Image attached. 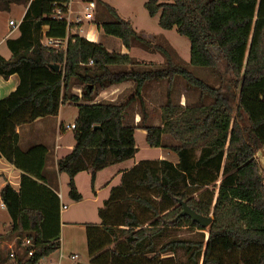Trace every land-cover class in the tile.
<instances>
[{"label":"trees","instance_id":"16d2710c","mask_svg":"<svg viewBox=\"0 0 264 264\" xmlns=\"http://www.w3.org/2000/svg\"><path fill=\"white\" fill-rule=\"evenodd\" d=\"M14 3L23 0H0V8L8 10ZM67 3L32 0L18 27L19 37L7 41L12 57L0 56V76L20 79L17 90L0 100V155L23 172V186L50 192L42 175L47 150L36 146L23 152L16 128L57 116L63 106L76 104V146L58 161V172L70 178L74 202L82 199L74 183L79 173L91 171L95 178L97 172L135 158L137 129L146 132L150 148L168 149L179 158L178 164L144 160L122 176L100 210L101 224L87 225L89 264H176L161 257L178 251L191 264H264V0H149L145 8L151 18L159 16V27L176 29L189 40V63L168 45L154 46L115 8L97 0L114 18L98 26L106 35L120 39L127 49L154 50L165 59L163 69L144 71L135 70L137 62L128 55L70 35L78 26L54 17L58 7L67 12ZM47 39H68L67 47L48 48ZM53 65L59 72L51 69ZM186 65L211 70L222 79L227 75L231 90L221 93ZM177 78L198 93V103L184 107L173 102ZM129 81L136 88L128 102L86 104L98 91ZM163 81L167 103L161 109L162 126H147L142 90L148 83ZM73 84L83 87L81 98L72 95ZM134 102L145 113L140 128L124 123ZM165 136L176 145L164 144ZM1 196L12 233L32 243L23 254L29 258L14 255V264H38L59 250V209L50 217L47 206L27 204L25 191L17 193L10 185ZM182 202L212 218V224L204 228L189 217L178 218ZM184 228L200 238L162 243ZM6 262L0 252V264Z\"/></svg>","mask_w":264,"mask_h":264},{"label":"crops","instance_id":"0c3cea01","mask_svg":"<svg viewBox=\"0 0 264 264\" xmlns=\"http://www.w3.org/2000/svg\"><path fill=\"white\" fill-rule=\"evenodd\" d=\"M29 4H12L8 10L0 8V56L4 59L9 60L12 57V54L7 46V41L10 39H17L19 37L18 27L22 22ZM118 12V11H117ZM70 13L68 16L70 18ZM125 20V19H124ZM10 21L16 23V27L10 26ZM70 21V19H69ZM130 21V20H127ZM73 23L74 21H70ZM76 22V21H75ZM88 22L87 30L84 29L82 24H74L78 27L70 35H78L92 43H96L104 46L108 50L107 46L102 42L101 31L103 30L97 26V30L94 27H91L92 21ZM131 23V21H130ZM132 24V23H131ZM158 25H159V16H158ZM133 26V25H132ZM134 28V26H133ZM135 29V28H134ZM136 30V29H135ZM162 31H159L157 35L143 34L139 33L143 37L147 38L155 45H168L174 51L177 52L178 57L183 60L185 63H189L186 60L180 57L174 44L168 39V35L172 34V31H166L161 28ZM105 34V33H104ZM167 34V35H165ZM108 36V35H107ZM120 40V39H119ZM68 39L62 40L60 46L54 49H66ZM122 42V41H121ZM123 44V43H122ZM62 47V48H61ZM123 47L125 52H122L121 55H128L131 58L135 59L137 65L134 66L135 70L144 71L145 66H155L156 64L160 65L163 69L165 64V59L161 54L155 52L154 50H144L140 47H132L127 49L124 44ZM109 51V50H108ZM110 52V51H109ZM113 53V52H112ZM115 53V52H114ZM118 54V53H117ZM159 56L163 60L159 59ZM141 68V69H140ZM114 71L119 70H128L130 71L132 67L121 68L113 67ZM20 85V79L18 75H12L8 79L0 76V100H3L14 93ZM136 83L134 81L125 82L119 85L110 86L104 90L98 91L92 102H86L87 105L95 104H123L128 102L133 96H130L131 93H135ZM175 89V88H174ZM164 85L161 82H152L148 83L145 88L142 90V98L145 101V111L146 114H149L151 111L150 106H152V98L162 97L164 95ZM175 92V91H174ZM72 95L77 97H82L83 87L78 84H73L71 88ZM131 97V98H130ZM130 98V99H129ZM182 104V103H181ZM72 106L74 112L69 117L64 109L65 107ZM164 106V105H163ZM149 110V111H147ZM162 110H160L159 119H155L156 126H162L161 118ZM79 115V109L76 104H67L60 109V112L57 116H50L35 121L31 124L22 125L16 128V133L20 137V149L23 152H27L36 146H42L47 150V161L44 166L42 175L46 179L47 184H44L50 192H41L35 189L32 185L23 186V172L16 168V166L9 163L5 158L0 155V249L5 251L11 248L14 245L15 235L11 231L12 219L10 214L2 200L1 192L7 186L10 185L12 189L21 193L25 191V200L29 205L34 206L35 208L47 206L51 214L50 217H53L57 214V209H59L60 217V248L54 254L43 258L38 264H62V259H64L68 253L71 254V260L73 256H78L76 253L78 249L73 246L75 242L71 232L77 230V228L84 229L85 237L81 236L83 241L87 240L86 229L87 225L101 224L100 210L104 208L105 202L110 198L111 192L114 188L120 185L122 176L134 168L140 160L135 158L110 166L105 168L102 171H99L95 174L93 178L92 172H81L74 178V183L77 188L78 193L81 195L82 199L79 202H74L70 197V178L64 174L58 172V161L62 158L69 156L73 149L76 146L75 140V131L68 129L67 127L75 125L76 120ZM150 117L146 118V121ZM152 118V117H151ZM144 119V112L139 102H134L127 110L125 117L126 121L130 124L128 126L140 128ZM148 126V125H147ZM137 129L135 132V137L137 135ZM144 131V130H143ZM146 133V132H145ZM169 138L167 136L164 137ZM137 142V139H136ZM173 145H176L174 141ZM168 153V161L178 164V156L165 149ZM174 154V155H171ZM166 160V159H158ZM34 181L42 184L43 182L32 178ZM58 198V203L57 199ZM67 207V209H64ZM70 230V231H67ZM18 239V238H17ZM27 240V239H25ZM87 243V241H86ZM59 255V260L54 263L50 261L55 255ZM77 260H72L73 262H78ZM48 262V263H46ZM85 262L84 264H89Z\"/></svg>","mask_w":264,"mask_h":264},{"label":"rangeland","instance_id":"374dc122","mask_svg":"<svg viewBox=\"0 0 264 264\" xmlns=\"http://www.w3.org/2000/svg\"><path fill=\"white\" fill-rule=\"evenodd\" d=\"M32 0H23V3L25 5L30 4ZM88 1H94L95 4L97 0H74L71 4L70 10H71V15H70V21H74L71 24H83L84 29L87 30L89 27L87 20H84V14H85V7L87 6ZM104 3L110 5L111 7L115 8L118 11V14L125 20H130L134 28L143 34L144 32L146 34H152V35H157L159 31H162L161 28L158 25V16L155 18H151L145 8L146 3L149 0H101ZM161 3H170L172 0H159ZM80 17L82 19V22L76 23V19ZM114 18L110 16L104 6H98L96 4V9L94 11V17L91 24V27H94L97 30V26L99 24L104 23V22H111L113 21ZM129 21V22H130ZM102 35V42L107 46L108 50L110 52H115L118 54H123L122 52H125V49L123 47V44L121 40L118 38L112 37V36H107L104 34V31H101ZM167 35V34H165ZM168 39L172 44L175 45L178 53L180 54V57L187 62L190 61V42L187 38L181 37L177 32L172 31L171 35L167 36ZM62 42V41H61ZM60 45H58L59 47ZM56 48V47H53ZM62 48V47H61ZM176 52V51H175ZM177 54V52H176ZM215 55L217 58H219V53L218 51H215ZM159 59L163 60L161 56H159ZM163 67V66H162ZM159 64L149 67L144 65V69L142 70H156L162 68ZM186 67L194 73L196 76H199L206 80L208 84L211 86H214L216 88H219L221 90V93L226 92V89L231 90V87L228 83L227 80V75H224V79L221 78V76L216 75L213 71L208 70V69H203L199 67H193V66H188ZM141 69V68H140ZM220 71L223 74V68H220ZM164 85V95L162 97H153L152 100V106H150L151 111H149V116L150 118L146 121V125L148 126H156L155 119H159L160 117V110L162 109L163 105L166 106L167 103V82L163 81L161 82ZM175 91V92H174ZM172 94V100L176 105L180 106H191L195 105L196 103L199 102V95L196 91L191 90V89H186V86L184 82L180 79L177 78L175 81V89ZM134 92L131 93L130 96H133ZM131 98V97H130ZM129 98V99H130ZM182 103V104H181ZM206 104L211 103L210 99L205 100ZM65 113L70 117L72 113L75 111L72 106L70 107H65L64 109ZM145 114V113H144ZM152 117V118H151ZM155 118V119H154ZM126 126L130 125L127 121L125 123ZM137 147H138V155L136 156L137 160H158V159H167L168 158V153L165 149L160 148V149H152L149 147V145L146 142V133L145 131L138 130L137 135ZM174 141L170 138H165L164 139V144L168 145H173ZM174 155V154H171ZM211 192H216L215 189H211ZM70 231V230H67ZM71 234L74 237L75 242H73V246H75L78 249V252L76 253L79 256L78 262H73L71 260V254L68 253V255L62 259V264H84L85 262H88L90 260V255L88 252V246L83 239H81V236L85 237L84 229L82 228H77V230H74V232H71ZM18 238V239H17ZM172 238H181V239H199L200 234L194 231H191L189 229H181L177 232H171L169 234V238H164L162 240V243L167 242L168 239ZM14 245L3 251L0 249V252H2V255L4 257V260L7 262L4 264H14L15 260L12 257V255H20L23 256V259L26 261L29 257H25L24 251L27 247L31 246L29 243H25V238L20 239L19 237L15 236L14 240ZM27 241V240H26ZM19 242H22V246H19ZM11 255V256H10ZM30 256V255H29ZM77 256V257H78ZM74 257V256H73ZM163 260H170L174 259L176 264H191L187 260L186 255L184 254L183 251H178L177 254H166L161 257ZM78 259V258H77ZM75 259V260H77ZM59 260V255H55L50 261H53L56 263ZM74 260V261H75ZM48 263V262H46Z\"/></svg>","mask_w":264,"mask_h":264},{"label":"built area","instance_id":"2783aa9c","mask_svg":"<svg viewBox=\"0 0 264 264\" xmlns=\"http://www.w3.org/2000/svg\"><path fill=\"white\" fill-rule=\"evenodd\" d=\"M74 0H69V3L67 4H64V7H67V12L64 13V10L63 8L61 7H58L56 8L55 12H54V17L59 19V20H67L68 21V24L70 25V21H69V14L71 13V10H70V7H71V4ZM96 9V4L94 1H88L87 2V6L85 7V14L83 15L84 16V20H87V21H90V20H93V17H94V11ZM82 22V19L80 17H78L76 19V23H80ZM10 26L11 27H16V23L14 21H10ZM62 40H53V39H47L45 41V46L48 47V48H53V47H58V45H60V42ZM90 65H93V61L90 62ZM68 129H72V130H75L76 129V126L75 125H71L69 127H67ZM64 209H67V207H64ZM29 243V245H32L31 241L30 240H25V243ZM30 256L32 255V253L29 254ZM13 257V255H12ZM78 257L77 256H74L72 257L73 260L77 259Z\"/></svg>","mask_w":264,"mask_h":264},{"label":"water","instance_id":"95a60500","mask_svg":"<svg viewBox=\"0 0 264 264\" xmlns=\"http://www.w3.org/2000/svg\"><path fill=\"white\" fill-rule=\"evenodd\" d=\"M51 69L54 70L55 72H59L60 67L53 65V66H51ZM95 128L97 129V128H99V126H96ZM181 205L183 207V211L178 216V218L189 217V218H191L193 220V222L199 224L200 226H202L204 228H207V227H209L212 224V222H213L212 218H206V217H203V216L197 214L190 207H188L187 204L184 203V202H182Z\"/></svg>","mask_w":264,"mask_h":264}]
</instances>
